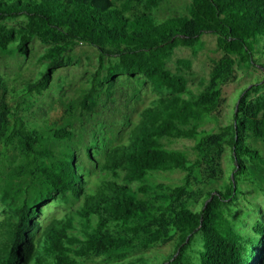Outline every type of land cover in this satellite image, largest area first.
Here are the masks:
<instances>
[{"label": "trees", "instance_id": "1", "mask_svg": "<svg viewBox=\"0 0 264 264\" xmlns=\"http://www.w3.org/2000/svg\"><path fill=\"white\" fill-rule=\"evenodd\" d=\"M161 1L0 0L1 53L27 56L33 39L48 45L41 55L45 71L22 94L43 95L53 73L72 64L67 52L79 45L98 51L82 110L93 113L102 86L110 93L118 76H141L159 93L154 106L141 111L129 142L87 146L88 155L102 153L98 170L106 175L88 192L68 145L76 136L72 106L42 126L32 125L21 105L11 102L0 73V165H7L0 188V264L99 258L102 264H149L147 253L165 242H172L171 251L152 264H264V221L256 218L244 232L235 213L244 194L240 184L257 183L253 167L264 178V157L250 143H264V78L244 86L230 122L217 124L222 87L238 71L264 72V0H190L186 15L157 21ZM18 18V25L5 23ZM204 33L216 37L221 56L211 59L208 80L194 94L186 78L191 60L175 59L174 71L168 62L178 47L193 55L201 51ZM209 122L217 123L206 129ZM162 139L193 145L188 152L168 148ZM226 149L231 166L224 178L220 160ZM173 171L184 173L173 187L146 183L153 172ZM218 179L224 180L220 188L206 187ZM151 189L154 197L141 196ZM67 195L80 201L74 212L43 223L42 206L67 201Z\"/></svg>", "mask_w": 264, "mask_h": 264}, {"label": "rangeland", "instance_id": "2", "mask_svg": "<svg viewBox=\"0 0 264 264\" xmlns=\"http://www.w3.org/2000/svg\"><path fill=\"white\" fill-rule=\"evenodd\" d=\"M189 3L190 0H162L155 9L154 15L157 21L169 16L186 15ZM20 22L21 19L18 18L8 20L5 23L14 26ZM201 40L204 43V48L196 55H193L189 48L178 47L174 50L172 60L168 62V67L174 71L175 59L189 58L191 60L192 66L190 71L186 73V78L188 80L187 88L194 94L198 93L208 80L211 59L221 56V53L216 50V37L213 34L204 33ZM14 46L15 44L11 43L9 47L13 49ZM47 48V44L38 39H33L29 45L27 56L16 52L12 54L0 52V73L6 77L11 92V102H18L21 105L20 112L32 125L42 126L48 119L50 121L60 117L65 106H72L71 118L76 136L68 145L74 148L76 162L84 170L87 181L86 190L92 192L106 175L98 170L99 164L103 161L102 153L98 151L99 153L88 155L87 146L95 143L100 147L103 145L106 147L129 142V134L140 120L141 111L146 107L154 106L159 93H156L141 76H118L110 93L106 90V84L102 86L98 105L93 113L82 110L79 103L97 68L98 51L91 46L79 45L67 52V56L72 59V64L58 68L53 73L51 83L43 95L22 94L21 88L26 83L39 78L45 71L46 61L42 60L41 55ZM261 62H264V58ZM236 77V80L222 87L225 103L217 115L218 123H216L219 125L230 122L242 88L250 82H255L258 78H264V72L260 67H256L246 72L238 71ZM216 123L209 122L204 127L211 129ZM162 142L168 148L188 152L191 151L193 145L192 141L186 139H162ZM250 143L264 157V143L261 141H251ZM229 156L230 152L226 149L220 160V169L224 178L230 172L231 161ZM6 167L5 164L0 165V188L4 181L3 174ZM253 169L257 183L242 182L240 184L244 194L239 198L235 208L239 220L234 222L237 223L236 227L244 232L249 230L254 220L264 221V178L261 176L263 173L259 168L253 167ZM183 175L184 173L181 171L153 172L145 179L146 183L155 189L158 185L173 187L182 182ZM223 181V179H218L206 187L220 188L219 186ZM22 182L19 184L21 185ZM132 186L136 188L137 184L132 183ZM152 189L141 196L147 199L154 197ZM79 203L80 201L71 195H67V201L55 199L42 206L44 214L40 215V219L43 223H47L54 217H61L65 213L74 212ZM171 248L172 242L158 244L154 250L147 253L148 263H157L158 260H162L163 256L171 251ZM136 254H138L137 251L129 253L128 256H135ZM85 264H102V259L99 258L93 262L87 261Z\"/></svg>", "mask_w": 264, "mask_h": 264}]
</instances>
